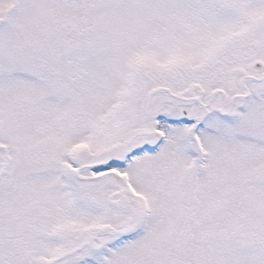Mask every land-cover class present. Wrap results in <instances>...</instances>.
<instances>
[{
	"label": "snow or ice",
	"instance_id": "1",
	"mask_svg": "<svg viewBox=\"0 0 264 264\" xmlns=\"http://www.w3.org/2000/svg\"><path fill=\"white\" fill-rule=\"evenodd\" d=\"M0 264H264V0H0Z\"/></svg>",
	"mask_w": 264,
	"mask_h": 264
}]
</instances>
